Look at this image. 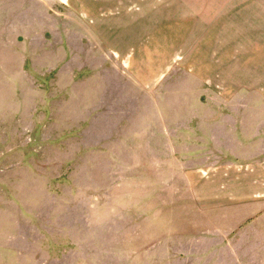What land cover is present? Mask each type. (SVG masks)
<instances>
[{
    "label": "rangeland",
    "instance_id": "374dc122",
    "mask_svg": "<svg viewBox=\"0 0 264 264\" xmlns=\"http://www.w3.org/2000/svg\"><path fill=\"white\" fill-rule=\"evenodd\" d=\"M191 1L0 0V264H264V12Z\"/></svg>",
    "mask_w": 264,
    "mask_h": 264
},
{
    "label": "crops",
    "instance_id": "0c3cea01",
    "mask_svg": "<svg viewBox=\"0 0 264 264\" xmlns=\"http://www.w3.org/2000/svg\"><path fill=\"white\" fill-rule=\"evenodd\" d=\"M239 2L240 0H193L188 5H186V7H184V11H186L185 13L187 14V21L195 20L197 18V11H211L213 14H220L219 12H225L223 13L224 16L222 15L221 17H219L218 15V17L220 18L219 20H221L222 17L226 20L228 17L232 18V16H235V12H243V8H240ZM263 7L264 0H256L255 3L253 2V0L247 1V7H244V17L247 18V15L249 13L255 15L254 13H252L255 12L258 19L260 17L259 14H262L264 12L261 11ZM198 20L206 23L205 17H201ZM183 21L185 22V20ZM204 26H207V24H205Z\"/></svg>",
    "mask_w": 264,
    "mask_h": 264
}]
</instances>
